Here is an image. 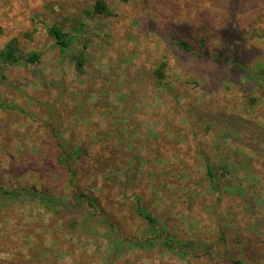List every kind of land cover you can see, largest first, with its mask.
<instances>
[{
  "label": "rangeland",
  "instance_id": "rangeland-1",
  "mask_svg": "<svg viewBox=\"0 0 264 264\" xmlns=\"http://www.w3.org/2000/svg\"><path fill=\"white\" fill-rule=\"evenodd\" d=\"M104 1L113 16L94 15L96 0H0V49L16 36L25 54L42 53L0 83V102L23 110L0 109V188L71 197L54 127L87 151L79 190L97 195L113 224L93 237L69 225L84 205L61 214L32 198L0 207V264H264V0ZM52 25L78 31L64 59ZM171 36L197 50L204 38V56L184 54ZM80 51L83 71L71 58ZM205 158L224 198L209 191ZM135 193L189 244L185 258L161 247L111 256L113 241L154 235Z\"/></svg>",
  "mask_w": 264,
  "mask_h": 264
},
{
  "label": "trees",
  "instance_id": "trees-1",
  "mask_svg": "<svg viewBox=\"0 0 264 264\" xmlns=\"http://www.w3.org/2000/svg\"><path fill=\"white\" fill-rule=\"evenodd\" d=\"M231 6L232 4H228L222 7L224 8V11L228 12ZM251 7H253V10H256V6L252 5ZM93 14L111 17L114 15V11L104 0H96ZM238 30L240 31V27ZM48 33L57 44L62 59L67 57V51L73 47V44L77 39L78 31L72 34L64 31L58 25H52L48 28ZM223 34V30L220 29V37H223ZM171 40L172 42H170V44L177 46L184 54H190L197 59H201L204 56V53H202V48L205 44L204 38H201L200 40L201 47L199 50L195 49L190 44V42L185 39H179L177 37L171 36ZM232 47L234 52H236L239 48V46H237V48L234 46ZM71 58L76 64L77 70L83 71L86 64L84 52L80 51L76 54H73ZM236 59L237 58L234 57L231 63L239 67L240 64ZM41 61V52L33 51L25 54L20 47L18 38L16 36L11 37L3 46V48L0 49V83H6V72L8 69L13 67L23 68L27 65L36 66L40 64ZM227 62L228 60H213V63ZM243 68L245 69V73L249 79H252V81H257V78H255L253 72L249 68ZM155 75L160 80L165 79L164 70L162 69L157 70ZM260 84H263L264 86V80H262V83ZM0 109L23 112V110L18 106L14 104H8L3 101L0 102ZM52 136L54 137L56 147L59 150L58 164L66 168L70 176L69 182L70 186L72 187L71 197H59L51 194L48 191L38 190L35 187H28L22 190H4L3 188H0V207H9L10 205H15L32 198L47 212L51 214H61L64 210H73V208L84 205L86 207L84 214H80L79 212H74L72 214L69 221L70 228L71 230L75 231L78 230V228H82L86 231V234L95 237L98 233L97 226L100 227L101 224L105 225L106 223H109L110 225L113 224L111 223V218L107 216V212H105L104 209L98 205L99 197L93 194H86L85 192L79 190L78 180L80 179L81 165L85 161L88 153L80 146H71L69 141L63 137L54 127L52 128ZM205 159L207 161L205 176L209 183V191L213 192L217 199L224 198V194L227 192V190L222 185L220 175L217 173L216 167L211 162H209V159ZM130 200L133 203L135 212L143 220H145L146 223L149 224L154 235L149 237L125 238L111 242L110 250L112 251V257H116L117 254L127 253L131 249L148 252L155 250L157 247H161L164 250L170 251L171 253L182 258H185L189 254V244L173 237L165 228L159 227L158 219L146 211L143 203L144 198L141 194L135 193ZM222 201L219 203L221 204ZM220 233L225 234L223 231H220ZM233 262L235 264H244L240 259H233Z\"/></svg>",
  "mask_w": 264,
  "mask_h": 264
}]
</instances>
